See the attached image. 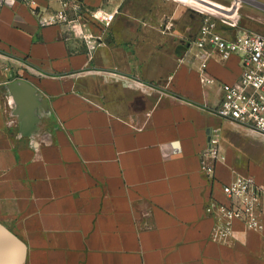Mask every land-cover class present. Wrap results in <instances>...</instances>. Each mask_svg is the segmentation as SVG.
I'll return each instance as SVG.
<instances>
[{"label":"crops","instance_id":"crops-1","mask_svg":"<svg viewBox=\"0 0 264 264\" xmlns=\"http://www.w3.org/2000/svg\"><path fill=\"white\" fill-rule=\"evenodd\" d=\"M82 1L116 13L91 55L24 0H0V225L23 263L264 264V195L263 229L237 222L228 243L205 211L239 176L264 191V136L214 113L239 59L210 61V85L181 61L203 14L239 3ZM215 129L224 158L209 177L200 160ZM20 254L0 245L9 264Z\"/></svg>","mask_w":264,"mask_h":264},{"label":"built area","instance_id":"built-area-1","mask_svg":"<svg viewBox=\"0 0 264 264\" xmlns=\"http://www.w3.org/2000/svg\"><path fill=\"white\" fill-rule=\"evenodd\" d=\"M24 1L34 12L42 14L45 25L57 26L81 40L90 55L103 45L102 32L111 27L116 16L103 8L89 7L82 0H59L61 9L45 15L34 0ZM237 19V12L204 13L196 36L187 40L181 61L190 57L197 60L204 83L210 85L214 79L206 75L209 62L213 59L226 62L237 57L241 75L237 82L223 84L224 95L214 113L264 136V34L239 27ZM223 158L218 129H215L201 154V171L213 177L217 161ZM223 193L227 203L210 199L205 208L215 219L213 240L228 243L237 222L249 230L263 229L264 191L252 177H237L223 185Z\"/></svg>","mask_w":264,"mask_h":264},{"label":"rangeland","instance_id":"rangeland-1","mask_svg":"<svg viewBox=\"0 0 264 264\" xmlns=\"http://www.w3.org/2000/svg\"><path fill=\"white\" fill-rule=\"evenodd\" d=\"M225 5L239 3L242 26L264 34V0H218ZM250 25V27L247 26Z\"/></svg>","mask_w":264,"mask_h":264},{"label":"water","instance_id":"water-1","mask_svg":"<svg viewBox=\"0 0 264 264\" xmlns=\"http://www.w3.org/2000/svg\"><path fill=\"white\" fill-rule=\"evenodd\" d=\"M4 240H8V241H4ZM4 242L15 243L19 247L21 251V254H20L21 261L20 262L24 264L23 261L25 257V247L21 245V243L17 240V238L12 233L7 231V229H5L4 227L0 225V245ZM0 264H9V263H7V261L3 259H0Z\"/></svg>","mask_w":264,"mask_h":264}]
</instances>
